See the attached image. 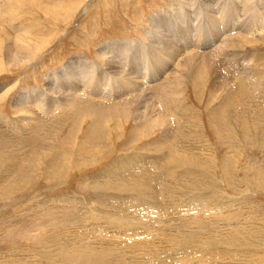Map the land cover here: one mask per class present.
<instances>
[{"label": "rangeland", "instance_id": "rangeland-1", "mask_svg": "<svg viewBox=\"0 0 264 264\" xmlns=\"http://www.w3.org/2000/svg\"><path fill=\"white\" fill-rule=\"evenodd\" d=\"M15 1L17 2V0H0V29H2L0 30V59H3L0 69L4 67V63L8 69L6 70L8 71L7 74L0 76V86L15 84L14 88L9 92L8 97L2 100L0 96V134L4 132L7 135V130L10 132V135L4 141V144L7 146H0V164L7 162V159L11 160L8 158L12 150L10 144L13 146L21 140L17 145L24 144V142L29 144V138L26 134L27 129L25 126H22V123H17L16 120L18 118L14 114L13 101L19 90L36 87L37 84L43 86L46 74L61 69L76 56H86L93 60L97 59L98 49L102 42L113 40L129 41L132 39L136 40L135 42H139L138 39L140 42H146L145 30L151 29V15L155 13L162 15L165 12H171V4L176 0H44L43 3H40V0H21L25 2L24 4H19ZM202 1L199 0L198 3L200 4ZM8 2L11 8L7 6L9 5L6 4ZM55 6H57L58 10H55ZM174 10L172 8V14ZM161 19L167 21L165 17ZM236 20L235 16H231L230 19L222 21L220 29L222 31L234 29V22ZM252 21L264 27L263 18L254 17ZM1 22L4 23L1 24ZM20 25L25 27V33L23 31L20 32V30L18 32L10 29L12 27L17 29ZM204 29L207 32L206 27ZM29 31L40 45L34 57L36 70H32L29 78L21 83L19 80L22 75L21 66L17 68V66L14 67L8 63L5 56L6 52L2 46L8 42L12 44L15 37L20 39L23 37L27 40L29 38L27 32ZM213 35L215 39L218 38L214 32L209 35L210 40L213 39ZM243 37L256 42L249 47L245 44L247 48H251L252 51L256 52L257 57L264 56L263 35L256 37L258 40L251 36H245V34ZM44 40H46L45 44L42 43ZM191 43H193V38L190 36ZM12 45L14 48L11 51L14 49L13 52H15V45ZM234 45V50L242 48L239 39L235 40ZM242 55L245 54L241 53ZM147 59L149 58L145 54L139 59L140 71L145 70L144 66ZM149 62L152 64L154 70H158L150 59ZM42 65H44V68H41ZM260 72H262L261 75L254 77L255 85L249 87L250 90L248 92L252 91L250 96L253 100L250 99V103L252 102L251 106L245 108V110L240 107H230L232 110L230 108L226 110L225 107L228 104H225L224 97L221 94H218L220 97L217 96L215 100H210L209 97H212L209 93L210 84H207L209 83V76L205 77L207 82L204 83L202 91L194 88V86L185 87L187 89H185L187 96L184 100L185 103L182 100L180 106L177 102L178 104H175L176 108L174 104L169 103L172 108L171 110H175L176 114H178L176 117L179 116V120L184 125L181 127L182 125L180 124L181 129L179 128V131L178 129L175 131L176 135L174 134V137H172L173 133H164L162 129H153L149 133L150 135H145L146 126L138 129L132 120L125 121L116 118L117 116L106 114L102 116L103 125H105L106 121L108 123L101 130L104 135L95 144L96 147L94 148L93 155H96H79V144L82 142L87 143L82 137L83 133L86 132L87 125L85 123L78 124L79 128L77 131L75 128V131L69 137L71 145L69 150L66 149L59 153V162L60 164L65 162V167H55L52 170V167L46 166L48 160L42 159L31 168V181H26L27 183L23 184L20 190L13 191L12 195L6 194L4 197L7 198L0 199V264H71L70 261L62 260L61 257H64L65 253H57V249L53 246L54 244L50 245L51 241L47 244L51 247L53 246V248L47 246L46 249L42 250L37 245L38 242L43 243L45 241L43 239L46 238L49 240L54 239V242L61 243V241L65 240L62 238L63 236L60 237L62 231L66 229L70 230L71 228H79L80 231H91L90 229H92L98 238L91 239L92 241L80 239L82 242L80 240L75 242L77 245L75 243L71 244L74 246L81 244L79 245V250L86 249L93 242H95L94 246L99 248L101 239H103V242H117L120 245L119 250L112 251L109 254L105 253L109 255V258H104V263L107 264H152L151 261L155 259L152 256L158 253L152 251L153 249L150 245H147L148 249H141V251L139 249L135 251V248L131 247L135 239L143 238V236L147 239L157 236V238H160L157 241L161 243L162 239L165 240L164 242L169 241L171 246L179 238L187 243H193L196 240L195 244L202 247L210 246V243L214 242L212 245H215L219 252H223V256L218 257V255H215L216 259H206L202 264H260L257 258L251 263L242 259L241 256L246 251H243V254L238 256L240 260H233V256L235 255H230L231 251L227 252L229 255H225L226 246H228L227 249L229 250H234L237 247L246 249V246H248L247 250H250V248L257 249L255 251L264 250V183H261L262 179V182H264V149L262 150L261 148V143L264 140V132L261 126V121L264 124V109H262L264 108V100H261L264 99V77L262 76L264 75V64ZM149 77H151L150 74ZM17 79L18 81H16ZM101 81V78L98 79L97 84H100ZM97 84L92 85L94 87H105L104 84L101 86ZM94 87L91 86V91L94 94H98V91L101 89ZM108 88H110V85ZM256 91L258 92L257 94ZM218 102L220 104L224 102L225 104L223 108L227 116L224 115L226 119L225 125H227L230 138L228 145L216 138L214 128H212L213 111L218 110ZM253 102L254 105H252ZM259 102H262L263 106ZM23 110L25 111L26 108H23ZM106 116L110 118L107 119ZM246 116L249 117L247 118ZM243 117L244 119H242ZM253 117L257 118V120L253 119ZM26 119L24 118L23 122ZM209 119L210 121H208ZM253 122L254 124H251ZM56 127V131L54 132L55 128L52 130L50 133L52 135L49 136L48 140L52 138L59 139L63 135H66L67 129L72 127V125L65 122L62 125H56ZM244 129L247 132L246 138L242 132ZM160 133H164V136L168 135V139L170 137L171 139H166L165 141L164 138L160 141ZM3 135H0V138ZM242 136H244V139H242ZM183 139L184 141H182ZM189 143L190 145H187ZM27 144L22 145L25 147V151L29 147ZM41 144L39 143L38 146L40 147ZM45 146V149H48L49 145L46 144ZM49 151L46 150V154ZM30 153L28 152V154ZM175 153L179 157L171 156V154L174 155ZM82 157H86L85 160H87L85 161ZM185 158L187 159L185 160ZM189 159L192 160L194 167L186 163ZM78 163H81V165ZM131 163L132 166H130ZM194 163L196 164L194 165ZM110 164H118L119 167H107ZM10 166L11 163H5L3 166L0 165V174L5 170L10 173V176L6 177V179H0V185L4 183V186L7 180H10L12 173V166ZM60 170H62L60 178H52V171L56 174ZM137 173H142L147 179L150 178L157 185L154 191L159 196L162 208L156 214L149 216L150 218L145 226V228L148 226L149 230L134 235L133 232L141 229L138 226L141 221H135L131 217H124L125 214L129 216V213L133 212L126 210L131 205L126 199L135 196L134 200L137 199L136 201L142 203L145 201L146 204L139 207L141 210H148L152 206L146 200L147 197L141 196L137 191L140 189L135 184L139 176V174L136 175ZM113 174L117 175V179L120 178L119 180L126 182L129 189H126L123 185L125 184L124 182L120 189L115 188L114 182L118 183L119 181H115V175ZM16 177L18 178L19 175ZM25 177L27 178V176ZM17 178H14V180L17 181ZM21 182L24 181L21 180ZM198 195L202 196V201L205 204L208 203L210 210L207 206L208 210L205 208L202 212L187 214V208L183 206L184 202H194ZM116 202L117 204H113ZM230 214L233 215L230 216L231 220L226 217ZM190 215L191 218L199 215L205 218L204 220L206 221L210 220L201 231L195 234V236L198 235V238H189L186 233L188 229L186 230L185 228L189 227L186 224L184 225V221ZM234 215L236 216L234 217ZM144 218H142L143 222L146 221ZM65 221L69 224L65 223ZM137 222L140 223L136 224ZM38 224H42V228ZM36 225L39 228H36ZM61 227H63L62 230ZM190 228L191 230H196L194 227ZM128 229L130 230L126 233L125 231ZM98 230L100 231L99 233L97 232ZM70 233L72 234L73 232L70 231ZM217 235L221 243L214 241L217 240ZM239 240L241 241L240 243H238ZM85 242L90 243L85 246L83 245ZM163 243L161 244V248L165 251ZM124 246L129 250L125 249ZM168 246L170 245L168 244ZM68 247L70 248V246H65V250H68ZM129 247L132 249L131 252ZM171 249L169 250L171 251ZM46 250L47 253L52 252L53 255L50 256V262L45 257L39 256V252L42 254ZM82 250L81 252H83ZM164 251L159 252L158 260H163L166 258L167 253H171L170 251ZM180 252L177 256L173 255L172 259L179 261L180 258L178 256L191 252V254H203V249H191L187 253ZM118 253L122 255L120 256ZM256 255L258 256V254ZM219 258H222V260H219ZM184 259L189 260L187 264L197 263L191 258Z\"/></svg>", "mask_w": 264, "mask_h": 264}, {"label": "bare ground", "instance_id": "bare-ground-1", "mask_svg": "<svg viewBox=\"0 0 264 264\" xmlns=\"http://www.w3.org/2000/svg\"><path fill=\"white\" fill-rule=\"evenodd\" d=\"M43 1L44 0H40V3L41 2L43 3ZM198 1L199 0H188V1L176 0L171 4L172 8L175 9L173 14L171 8V12H165L162 15L158 13L151 15L150 17L151 29L149 28L145 30V37L148 42L147 41L140 42L139 39H138L139 42H135L136 40L134 39L129 41L113 40V41L102 42L98 49L97 59L93 60L86 56L85 57L76 56L73 59H71L68 63H66L61 69L46 74L44 76L43 86L37 84L36 87H31L26 90H19L16 93V96L13 101L14 114L18 118L15 119H17L16 121L18 124L22 123V126L26 127L27 129L26 134L27 137L29 138L28 142L29 144H31L33 141V143L29 145L26 142H24V144H27V146H29L26 151L24 150L25 147L22 146L24 145L23 143L17 145V143L18 142L20 143L22 140L18 141L13 146L10 144L12 150L11 153H9L10 156L8 155V158H10L11 160L7 159L6 160L7 162L5 163H11L12 173L10 180L9 181L7 180L4 186H3L4 183L0 185V188L3 187L0 189V199L7 198L4 197L6 194L12 195L13 191L15 192L20 190L23 184L25 185V183H27L29 180L31 181L30 179L31 178L30 173L32 170L31 168L33 167V165L34 166L37 165V162L39 163V161L42 159L48 160L46 166L52 167L53 168L52 170H54L55 167H65V162L61 164L59 162V153L66 149L69 150V147L71 146L69 137L73 133V131H75L74 130L75 128L77 131V129L79 128L78 124L81 125L85 123L87 125L86 132L83 133L82 135L83 139L87 143L82 142L81 144H79L78 146L80 152L79 155L84 154V155L92 156L95 151L94 148L96 147L95 144L97 143V140L104 135L103 131L101 130L108 123L106 121L105 125H103L104 124L102 119L103 115L108 114L112 116H117L116 118L125 121L132 120L136 124V128L138 129H140V127L143 128L144 126H146L145 135H150L149 133L153 129H162V131L164 130V133L165 132L173 133L172 137H174V134L176 135L175 131L177 129L179 131L180 124L182 125V123L179 120L180 117L179 116L176 117L178 114H176L175 110L174 111L171 110L172 108L170 104L175 105L178 102L180 105V102L182 100L184 102V100L187 98L186 96L187 89L185 88L187 86H194V88H198L199 91H202L203 86L205 85L204 83L207 82L205 80V77L207 76H209L210 78L209 83L207 84H210L209 87L210 90L209 89L208 90L210 91L209 93L212 96L209 97V99L210 100L212 99L213 101L217 98V96L220 97L218 94H221L223 95L222 97H224L223 99L225 101V104H228L226 105L227 107H225L224 102L221 104L220 102H218L219 104V106H217L218 110H215V112L213 111L214 116L212 117L213 120L212 128H214L216 138L220 140V142H223L226 145H228L230 138H229L227 125H225L226 119L224 118L225 113L223 108L225 107L226 110L227 108L230 107L231 108L240 107L241 109L244 110L245 108H249L251 106L250 104L252 103V102L250 103V101L253 100L251 99L250 96L252 91L248 92V90H250L249 87L255 85L254 77L262 74V72L260 71L263 69L264 56L262 55L261 57L259 56L257 57L256 52L252 51L251 48H247L245 44H247V46L249 47L256 42L250 41V39L243 36L244 34L245 36H249V37L251 36L254 38L262 35L264 36V27L252 21L254 17H261L264 19V0H203L202 3L200 4L198 3ZM16 3L24 4L25 2L21 0H17ZM6 4H9L7 5L9 7L11 6L9 2ZM55 7H54L55 10H58L57 6ZM231 16L232 17L235 16L237 19L234 22V29L231 28L222 31V29H220L221 22L226 19H230ZM162 17H165L167 21L161 19ZM3 23L4 22H1V24ZM204 27H206L207 32L204 31L205 30ZM10 29H14V31H18V32L19 30L20 32L22 31L24 32L25 27H23V25L22 26L20 25L17 29H15L14 27ZM1 32L3 33V31ZM214 32L218 36V38L215 39V36L213 35L214 36L213 39L210 40L209 35H211ZM27 33L28 35L25 34L29 37L27 40H25V38L23 37L22 38L24 40L22 38L21 39L17 38L15 37L14 34L15 40L12 42V44L15 45V50H16L15 52H13L14 49L11 51V49L14 48V46L10 42L2 46L6 52L5 56L8 63L10 65H13L14 67L17 66V68L21 66L22 75L20 77L21 79H19L21 83L29 78V74L32 70H36L34 57H35V52L40 45L39 43H37L36 41L37 39H35V37L33 36L32 33H30V31ZM5 34L7 35V33ZM190 36L191 38H193V43L191 44H190ZM236 39H239L241 41V46H242V48L240 47L238 50H234V46L236 45V44L234 45V42ZM45 42L46 40H44L42 43L45 44ZM241 53L245 55L241 56ZM144 54L152 61V63L156 66L158 70L153 69L152 64L149 62V59H147V62L144 66L145 70L142 71L139 70V59ZM246 55L247 56L252 55V56L247 57ZM2 60L0 59V67L2 64ZM3 65L4 67L0 69V76L8 73V71H6L8 70L7 66H5V63ZM41 68H44V65H42ZM9 73L11 72L9 71ZM149 74L151 75V77H149ZM262 76L264 77V75ZM100 78L102 81L100 82V84H97V80ZM16 81H18V79ZM92 84H97L99 86L104 84L105 87H94ZM8 85L9 84H6V86H0V96L2 100L8 97L9 92L14 88L13 86L15 84L12 85L10 84L9 86ZM109 85L110 88H108ZM91 86L101 90L98 91V94H94L90 89ZM257 93L258 92L256 91V94ZM252 105H254V102ZM261 106L263 105L261 104ZM23 108H26V110L24 111ZM106 117L107 119L110 118L108 116ZM246 117L248 118L249 116ZM24 118H27L25 122H23ZM234 118L233 120L236 119ZM242 119H244V117ZM253 119L257 120V118L255 117H253ZM208 121H210V119ZM65 122L71 123L72 125V127L67 129L66 135H63L59 139L52 138L48 140L49 136L52 135L50 134L52 130L55 128L54 132L56 131L57 129L56 125H62ZM261 122L260 123L263 128L262 131L264 132V124L263 121ZM251 124H254V122ZM19 126L21 127V125ZM183 126L184 125H182L181 127ZM242 132L246 138V134H247L246 130L244 129L242 130ZM164 133H160V137H159V139H161L160 141H162L164 138L165 141L166 139H168L167 137L168 135L164 136ZM3 134L6 135V133L4 132L1 133L0 135ZM5 135H3L2 138H0V146L3 145V147L7 146L4 144V141L10 135V132H8L7 130L6 137ZM244 136H242L243 137L242 139H244ZM170 139L171 137L168 140ZM182 141H184V139ZM37 143L38 144L42 143V144L39 147ZM46 144L49 145L48 149L47 148L45 149ZM187 145H190V143ZM261 148L262 150L264 149V140L263 143H261ZM46 150H50L49 153L46 154ZM28 152L31 153L28 154ZM95 155L96 154H94L93 156ZM1 156L3 155L1 154ZM171 156L176 157L177 155L175 153L174 155L171 154ZM27 158H28V162H27ZM85 158L83 159L85 160ZM186 159L187 158H185V160ZM5 163L2 162L0 165L3 166ZM186 163H189L190 166H193V162L191 159H189ZM78 164L81 165V163ZM195 164L196 163H194V165ZM110 165H107V167L108 166L119 167L118 164H110ZM130 166H132V163ZM23 169L25 170L22 171ZM61 172L62 170H60L58 173L55 174L52 171V178H60ZM138 174L139 176L138 179L135 181V184L140 189H138L137 191L141 196L145 198L147 197L146 200H148L152 204V206H150L151 208L150 209L148 208V210H141L139 207L141 205L144 206L146 204L144 199H142L144 203L136 201L137 199L134 200L135 196L126 199L128 203L129 202L131 203L130 207H128V209L126 210H131L133 212L129 213V216L128 214L127 215L125 214L124 217H131L135 221L138 220L141 221V223L140 222L136 223V224L138 223L141 224V225L138 224V226H140L141 229H138L136 232H133L134 235L141 234L144 233L146 230H149L148 226L145 228L146 224L148 223V219L150 218L149 216L151 214H156V212H159L158 210L162 208L159 202L160 201L159 196H157V193L154 191L155 190L154 188L157 185L150 178L147 179L145 175H143L142 173H137L136 175ZM17 175H19L18 178L16 177ZM9 176H10L9 171L5 170L3 171V173L1 172L0 179L3 178L6 179V177ZM25 176H27V178ZM116 176L117 175H115L114 177L115 181H119V182L118 183L114 182V187L120 189L124 181L119 180L120 178L117 179ZM14 178H17V181L14 180ZM21 180L24 182H21ZM262 181L261 183H264ZM124 183L125 184L123 185L126 187V189H129L128 188L129 186L126 184V182ZM195 199L196 200L194 202L192 201L191 202L187 201L186 203L184 202L183 206L184 207L186 206L187 209L186 208L185 209L187 214L188 213L196 214L202 212L203 209L205 208L206 210H208L207 209L208 203L205 204V202L202 201L203 200L202 196L198 195ZM113 204H117V202ZM208 207L210 210V206ZM230 216L233 215L230 214L226 216L227 219L231 220ZM235 216L236 215H234V217ZM142 218H144L146 221L143 222ZM204 219L205 218H202L199 215L193 216L191 218L190 215L188 219L184 221V225L186 224V226L189 227V228H185L186 230L188 229L186 233L188 234L189 238L190 237L198 238V235L195 236V234L201 231L203 227L206 226V223L210 221V220L206 221ZM65 223L68 222L65 221ZM72 223L71 225H73ZM42 224L41 225L38 224V225L41 226L42 228ZM39 226H37L36 228H39ZM63 227H61V230ZM190 227H194L196 230L195 231L191 230ZM90 230L91 231L89 230L80 231L79 228L78 229L71 228L70 230L66 229L65 231H62V234L60 235V237L63 236L62 238L65 239L64 240L65 242L59 240L61 241L62 244L58 243L57 241H55L56 242L55 243L53 241L54 239L49 240L48 238H46L43 239L45 240L43 241V243L38 242L37 245H39L38 246L39 249L44 250L46 249L47 246L54 244L53 246L54 248L57 249V253L59 252L65 253L64 257H61L62 260L70 261L71 264H107L104 263V258L108 257L109 255L107 254L111 253L112 251L115 252L119 250L120 245L117 242L116 243L112 241L103 242V239L100 238L101 240H100V246H98L99 248H96V246H94L95 242H93L88 247H86V249L84 250L81 249L83 252L79 250L80 247L79 245L81 244H79L78 246L71 245L75 242H78L80 239L83 241H85V239L86 241L88 240L92 241L91 239H98L97 236L94 234V231L92 229ZM129 230L130 229L126 230L125 232L127 233ZM70 231L73 233L71 234ZM97 232L99 233L100 231L98 230ZM238 235L239 233L236 236L238 237ZM144 238L145 237L143 236V238L135 239V241L131 244V247L133 249L135 248L134 249L135 251L137 249L141 251V249H148L147 245H150L151 248L153 249L152 251L158 253L157 255L154 254L152 256L155 257V259L151 261L152 264H187L189 260H185L184 258H191L197 262L196 264H200V263L202 264L206 259H210V260L216 259L215 255H218V257L223 256V252L221 251L219 252V250L216 249L215 245H212L214 242H211L210 246L208 245L205 247L203 246L204 247L203 248L202 246H198L195 244L196 240H194L193 243H187L183 240H180V238L179 239L175 238L177 240L172 244V246L168 240H166L168 242H164L165 240L163 239L161 240L162 243L164 242L163 245H165L164 247L165 251L168 252L170 251L169 250L170 248L172 249L170 251L171 252L170 254L167 253L166 255L167 259L164 258L163 260H158L160 254L159 252L164 251L161 248L162 243L160 241H157L160 238H157V236H152L149 239L147 238L144 239ZM219 239L220 238L218 236L217 240L214 241L220 242ZM49 241H51V244L49 243L50 245L47 244ZM221 241L223 240L221 239ZM240 242L241 241L239 240L238 243ZM89 243L90 242H85L83 243V245L87 246ZM229 243L231 244V242ZM168 244L170 246H168ZM53 246L50 247L53 248ZM65 246H70V248L68 247V250H65L66 249L64 248ZM189 246L191 247L187 248ZM227 247L228 246L225 247L226 248L225 255L231 251L235 254L230 252L229 253L230 255L237 256V257L233 256L234 257L233 260L235 259L240 260V257L238 256L242 255L243 251L244 252L246 251V253L241 256L242 259L247 260L248 263H251L257 258L260 261V264H264V250L255 251L257 250L255 248H250V250H247L248 246H246V249H242V247L239 248L237 247L234 250H229L227 249ZM198 248L203 249L202 252L203 254H199V253L191 254L192 252L189 254L187 253V251L190 252L191 249L197 250ZM131 250L132 249L130 248V252ZM180 250L181 252L183 251L186 252L187 254L182 253L183 254L182 256H178L180 258L179 261L173 260L172 256L173 255L177 256ZM118 254H120V256L122 255L121 253ZM256 254H258V256ZM51 255L52 252L47 253V250L44 251V253L42 254L41 252H39V256L40 257L43 256V258L45 257V259L48 260L49 262L51 261L50 258ZM222 258H219V260H222ZM138 261L140 260L138 259Z\"/></svg>", "mask_w": 264, "mask_h": 264}]
</instances>
